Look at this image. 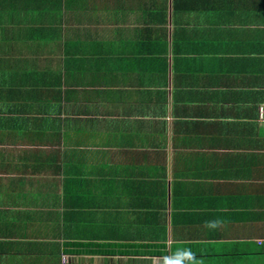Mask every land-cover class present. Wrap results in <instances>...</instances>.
<instances>
[{
  "label": "crops",
  "instance_id": "obj_1",
  "mask_svg": "<svg viewBox=\"0 0 264 264\" xmlns=\"http://www.w3.org/2000/svg\"><path fill=\"white\" fill-rule=\"evenodd\" d=\"M260 105L264 0H0V264H264Z\"/></svg>",
  "mask_w": 264,
  "mask_h": 264
},
{
  "label": "clouds",
  "instance_id": "obj_2",
  "mask_svg": "<svg viewBox=\"0 0 264 264\" xmlns=\"http://www.w3.org/2000/svg\"><path fill=\"white\" fill-rule=\"evenodd\" d=\"M207 226L214 228L219 226V222H209ZM176 257H180V259L177 261ZM161 260L162 264H199L195 253L191 249H180L172 255L162 257Z\"/></svg>",
  "mask_w": 264,
  "mask_h": 264
},
{
  "label": "rangeland",
  "instance_id": "obj_3",
  "mask_svg": "<svg viewBox=\"0 0 264 264\" xmlns=\"http://www.w3.org/2000/svg\"><path fill=\"white\" fill-rule=\"evenodd\" d=\"M158 160H159V157L157 158ZM157 160H155V162H156ZM158 162V161H157ZM127 211V210H126ZM122 222L120 221V224H121ZM86 227L85 226H82L81 227V229L79 230V231H81V230H87V229H85ZM120 230H124V227L123 226H121L120 228H119ZM118 230V228H114L113 230H108L104 235H103V237L105 238V237H112V238H116V232L115 231H117ZM87 232H89V231H87ZM84 233V231H81L79 234H83ZM58 234H56V236H57ZM131 237H133V235L131 236ZM114 242L117 244V245H119V241L118 240H114ZM55 260V264H58L57 262H56V259H54Z\"/></svg>",
  "mask_w": 264,
  "mask_h": 264
},
{
  "label": "built area",
  "instance_id": "obj_4",
  "mask_svg": "<svg viewBox=\"0 0 264 264\" xmlns=\"http://www.w3.org/2000/svg\"><path fill=\"white\" fill-rule=\"evenodd\" d=\"M258 120L261 126L264 128V105L258 107Z\"/></svg>",
  "mask_w": 264,
  "mask_h": 264
}]
</instances>
